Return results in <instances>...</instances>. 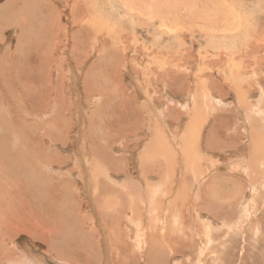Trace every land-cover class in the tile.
<instances>
[{
	"label": "bare ground",
	"instance_id": "obj_1",
	"mask_svg": "<svg viewBox=\"0 0 264 264\" xmlns=\"http://www.w3.org/2000/svg\"><path fill=\"white\" fill-rule=\"evenodd\" d=\"M121 1L118 13L135 20L137 31L144 36L149 33L148 24L154 22L166 30L154 36L169 37L176 31V26L164 27L165 18L159 13L166 10L160 8L159 0L155 1L156 8H147L143 2ZM62 2L70 11V20L63 26L57 7ZM220 4L215 6L222 9ZM98 6L97 0H4L0 4V264H136L140 259L143 264H192L193 260L194 264H209L210 256L219 258L227 242H233L231 247L236 249L233 234L238 229L226 224L227 230L220 233L219 225L214 226L215 216H211L213 207L219 212L227 206H243L244 185L252 181L258 182L255 193L259 188L264 197V88L259 90L253 83L261 96L255 99L256 104L248 100L253 94L249 74H262L259 70L264 65L263 57L249 55L247 46H242L240 37L246 33L242 32L243 19L230 17L226 10V14L217 9L203 11L205 14L198 8L189 11L196 16V22L209 23L215 30L206 38L208 42L199 38L196 58L186 64L187 69H192L185 77L193 83L192 89L188 86L189 94L194 102L202 95L208 103L218 100V105H224L229 96L245 126L243 137L239 128H233L239 137L226 144V154L237 158L236 162L226 158L221 161V156L206 148L209 142H203L205 137L211 140L215 136L217 118L213 120L210 115L214 107L210 104L207 109L206 128L204 117L195 116L202 109L196 102L190 108L194 120L168 109L159 90L167 88V76L180 80L179 70L153 69L161 56L147 43H137L140 36H135L131 45L118 37L119 32H111L108 28L113 24L101 17ZM38 9L44 10V15ZM110 12L114 17V11ZM105 32L115 43H121L123 52L137 55L134 62L141 67L139 72L129 62L124 67L134 93L126 85L121 90L98 85L94 73L105 64L109 51L99 40V34ZM6 34L11 35L9 40ZM59 40L65 55L56 63L59 66L52 78L54 93L49 81L53 73L50 63L54 61L49 55ZM46 48L49 53L42 55ZM213 53L220 59L218 63L209 59ZM226 57L229 65L224 64ZM251 58L257 59L255 67L249 63ZM176 59L167 58L163 63L175 68L180 64ZM244 67L248 71H243ZM204 72L209 76L205 73L202 77ZM14 86L22 87V92L26 90L24 110L15 97H10ZM50 94L55 98L49 99ZM119 95L123 99L119 109L125 107L130 116L134 115L126 125L129 138L121 139V146H113L114 137L107 133L100 141H110L111 146H97L93 141L98 132L97 119H103L101 114L108 112L110 104L118 103ZM252 109L259 117H250ZM75 115L76 124L72 118ZM244 121L249 124L244 125ZM202 129H206L204 136L198 133ZM220 177L227 187H235L230 194L225 193L228 196L222 201L215 199L217 194L211 196L209 190ZM226 215L232 217L229 212Z\"/></svg>",
	"mask_w": 264,
	"mask_h": 264
},
{
	"label": "rangeland",
	"instance_id": "obj_2",
	"mask_svg": "<svg viewBox=\"0 0 264 264\" xmlns=\"http://www.w3.org/2000/svg\"><path fill=\"white\" fill-rule=\"evenodd\" d=\"M2 1L4 2V0H0V4L3 3ZM133 1H135V2L137 1L138 3L140 2L139 3L140 5L143 2V3H145L146 6H148L147 8H150L151 5L152 6L154 5L153 7L156 8V5H158L155 2L157 0H147V1L146 0L145 1H143V0H133ZM152 1H154L155 4H153ZM219 1L218 0H159V1H157V3H159L160 8H162L163 10H166V11H162V12L159 13V14H163L162 17L165 18L164 27L165 26H171V25L174 26V27L176 26L175 27L176 31L170 33L169 37L168 36H159V35L154 36L155 32L159 33L160 31H166L165 29L162 30L159 27L160 23H156L155 24V22H154V23L148 24L147 32H149V33L145 32V36L147 37L146 38L144 36V33L142 34L140 31H137L136 28L139 27V26L136 24L135 20L130 19L126 15H122V13H120V14L118 13L119 9H120L118 7L121 6V3H122L121 0H97L98 5H99L98 9H101V11H100L101 17L104 18V19L107 18L106 20L109 21L111 24H113V26L111 28L107 27L108 29H110L111 32H113V31L114 32H119L121 35L118 33L117 34V35H119L118 37L121 36L122 39L126 40L127 43H130L131 45H133L132 40L134 39V37L135 36H140L139 38H141V40H137V43H139V42L140 43H142V42L147 43V47H150L151 49L155 50L157 52V54L159 56H161L159 62L157 61L158 65L160 63L159 67H158V65L152 66V64L150 63V66H152L153 69H158V68L159 69H161V68L166 69L168 67L169 68L171 67L169 69L171 71L179 70L178 73H180V76H181L180 80H172L171 77L167 76V78H166L168 80L167 88L165 87L163 89L162 87H160L161 90H159V88H158V90L160 91V93H159L160 98L167 104L168 109L176 110L174 113L183 114L182 116H184V118H186V119L189 118V116L192 119L193 117H191V116H193V114H191V112H192L191 109L194 107L193 104L196 102L195 104H199L197 106H199L202 109L201 110L200 109L197 110V115H195V116L198 117V118L199 117L201 118V116L204 117L203 125L206 128L207 127V123H206L207 119L206 118H207L208 112H209V110H207V109H209L211 105L214 107V108L211 109L213 111L211 112L210 115H212V118H214L213 120H215L217 118V124L218 125H216L217 128L215 127V131H216L215 132V136L214 135L211 136L210 137L211 140H208V139L206 140V137H205L203 142H204V144H205L206 141L209 142V143H207L209 146L205 144L206 148L209 149V152L211 154H216L218 156H221L222 157V159H220L221 161L223 160V158H226L227 160H231L233 162H236L237 158H234V157L233 158L232 157L229 158L228 154H226V152L228 150L225 149V148H226L227 142L229 143V142H232V141H236L237 137H239L238 134H235V132H233V128H237V129L239 128L240 131L238 130V132L243 137L244 136V133H243L244 131L243 130L245 129V128L243 129V127H245V126H243L242 120H240L239 115H238L239 113H237V111L235 110L236 107H235L234 103L231 101V98L229 96L226 97L227 99L224 101L225 104L223 105V103H221V105H218V100H215L214 103L211 102V101H210L211 103H208L209 100H207V102H206L205 97L202 96V95L197 97L198 99L196 98V101L194 102L192 96H190V94H189L190 90L188 89V86L190 87V89H192L193 83L192 82L189 83V81H191V78L188 81L187 79H185V77H187V73L188 74L192 73L191 72L192 69H189V68L187 69L186 68V64L188 65L187 62L192 61V59H193L192 57H194V59L196 58L195 55L198 53V50H199V45H197L198 41L200 40L199 38H201L203 40L202 42H208V41H206V38L208 36L212 35V33L214 34V31H215L214 28H213V25H212V28H211V24H209V23H204L203 24L201 22H196L197 21V20H195L196 16L193 17L194 15H192V13L189 12V11L191 10V8L192 9L198 8L199 10L201 9L200 10V11H202L201 13L205 14L206 12H203V11H208V10H211V9H217L216 11H218V12L222 11V10L224 12L226 10V13H229L228 15H230V17H232L234 15V16H237L238 19H243V20H240V21H242L241 22V23H243L242 27L244 28L243 29L244 31L242 30V32L245 33V31H246V33H245V35L242 33L243 36L240 37V40H242L241 42L243 43L242 46L243 45L247 46L246 48H248L247 50H249L248 51L249 55H253V54L257 55L256 56L257 58H259V56H262L263 57V59H262L263 61H261V64L262 63L264 64V42L262 40V39H264L262 37V36H264V0H219ZM228 1H229V3H228ZM150 2L152 4H150ZM162 2H164V3H162ZM216 2L219 3V4L221 3L220 6L222 5L221 6L222 9L220 7H218V6H215V4H217ZM107 3L109 5H107ZM209 4H210V6H209ZM203 5L205 7L204 8L203 7L200 8V6H203ZM65 6H66V3H64V2L58 3V5H57L58 11L60 12V15H61V18H62L61 19L62 20V26L64 25V23H65V25H67V22L70 20V16H68V15H70V11ZM170 8H171V10H170ZM229 9L231 10V14L229 12ZM38 11H40V15H44V13H45V11L42 10V9H40V10L38 9ZM102 11L104 13L107 12L108 16H107V13L105 15H103ZM110 11L111 12L114 11V13H113L114 17L109 15ZM157 12H158V10H157ZM226 13L224 12V14H226ZM65 18L67 20H65ZM199 23H201V25ZM113 27H114V29H113ZM155 29H157V30H155ZM208 30H210L211 34H210V32H208ZM150 31H151V33H153L152 34L153 36L149 35ZM203 33L204 34L206 33V34L204 35ZM225 33L228 34L230 32H226L225 31ZM233 33H235V32L233 31L231 33V35L230 34L229 35L232 36ZM105 34L104 33H100L99 34V40L101 41V44L106 46V48L109 51H108V58H107L105 64H102V66H99L100 65L99 64L98 65L99 67L97 68L96 72L94 73L95 77L98 79L97 80L98 85H100V84L104 85V86L106 85V87H110V88L111 87L112 88H116V86H117L118 88H120V90H121V86H125L126 85L128 87V90H130L132 93H134L135 90H134V88H131L130 79H129V76L126 74V69L124 67H126L127 66L126 64L129 62L128 65H131V67L133 66L134 68L137 67L138 68L137 71L139 72L140 71L139 69L141 67L139 65H137V63L134 62V60L137 62V60H136L137 55L135 53H133V52L132 53H129V52L126 53L125 51L123 52V50L121 49V43L120 44L117 43V42L115 43L114 39H112L106 32H105ZM251 35H254L253 36L254 38L256 37L255 40H253L254 39L253 37L251 38ZM10 36H11L10 34H6L5 38L7 40H9L11 38ZM105 38H107L108 41H106L107 39H105ZM244 39L246 41H244ZM180 40H181V43H185V44H181ZM250 40H252V41H250ZM247 41H248V43H247ZM256 42L257 43L260 42V43L257 44ZM55 43H57V46L50 48L52 55H49L50 58L48 57L49 59H53V61H54V62L50 63L51 64V68L53 69L52 70L53 73H52V77H49V81L52 82L51 83V85H52L51 88L54 90V93L56 92V85H54L55 83H53V80H54V78L56 76L57 67L59 66V64L57 66L56 63H60L61 62V57L63 55H65V54H62L63 53V47L61 45H63V44L61 43V41L60 40L59 41H55ZM105 43H106V45H105ZM60 46H61V48H60ZM114 47H115V49H114ZM50 49H48V48H46V50L42 49L41 54L42 55H46L47 52ZM257 50H259V51H257ZM109 52L111 53V55H110ZM250 52H253V53H250ZM212 55L213 56H211L209 59L214 58L213 62L218 63V61H220V59L216 57L217 56L216 54L213 53ZM173 57L177 58L176 59L177 62L179 60V63H180L179 66H175V68H174V66L171 65V63L169 65L166 62L163 63V61H165L167 58H171V60H172ZM215 57H216V59H215ZM128 58H130V59H128ZM226 59H228V61L225 60L224 64L225 65H227V64L229 65V58L226 57ZM255 61H257V59H255V60L252 59V58L249 59V63L251 64V67L252 66L255 67V65H254ZM261 66H262V68H260V70H259L260 73H262L261 75H259V76L255 75L254 72H251L249 74V76H250L249 80L251 81L250 83L252 84V87H253L252 88V93H253L252 96L253 97L250 95L248 100L249 101L251 100L250 102L253 103V104H256L258 102V101L256 102L257 98H259V96H261V94H260L261 92L258 91V89L261 90L260 87L264 88V80H263L264 79V65H261ZM133 67H132V69H133ZM240 67H241V65H240ZM113 68H116V69H113ZM181 68H183V69H181ZM117 69H119V70H117ZM98 70H99V72H97ZM111 70H113V71H111ZM242 70L243 71H248V68L244 67V68H242ZM205 73L206 72L203 73L202 77H205ZM36 74H37V72H36ZM117 74H120V76L117 75ZM162 75L165 77V75L163 73H161V76ZM117 76H119V78ZM206 76H209V74L206 73ZM30 77L31 76H29V78ZM52 78H53V80H52ZM247 80L248 79H246V81ZM253 83L255 84L254 86H256V84H257L258 89L253 86ZM163 84L165 85V80H163ZM163 84H160V86L161 85L163 86ZM242 85L243 86L244 85L247 86V84H242ZM226 87H224V91H226L228 94L231 95V92ZM256 90H257V92H256ZM25 91L26 90H23V92H22V87H20V86H18V87L14 86V88L12 89V96L9 95L10 97H15L16 98V101H18V105H20L23 110L26 109L24 103H25V101H27L26 97H25ZM258 92H260V93H258ZM50 95H51V97H50ZM50 95H48L49 99L55 98L54 94H50ZM66 97H67V95L65 94V98ZM99 97L100 96H98L97 98H99ZM118 97H119L118 103L115 102V103L110 104L111 108H108V112L105 115L103 113L101 114V116H103L102 117L103 119L102 120L101 119H97V131L98 132H95L96 136H95V138L93 140L94 142L98 143L97 146H104V145L108 146L109 145L110 141H108L106 143H104L103 140L100 141L101 136L103 134L110 133L112 135V137H114V140L113 139L111 140L112 142H114V143L111 142L112 144H114L113 146H115V143H119V145L121 143L124 144V142L121 139L129 138L128 136L130 134H129V131H128V127H126V125L129 124V121H133L134 115L132 114V116H130V113H127V109L125 110V107L122 110L119 109V104H120L119 102H122L123 99H122L121 95H119ZM100 98L102 99V97H100ZM120 99H122V100H120ZM108 102H109V100L107 101V103ZM99 104L101 105V103H99ZM113 104H115V105H113ZM53 105L54 104H52L50 106L51 110H52V106ZM125 105L126 104L124 103L122 106H125ZM204 107H206V108H204ZM216 108H217V110L215 111L214 109H216ZM202 111H203V113H202ZM252 111L254 112L253 109L251 110V112H249L250 117H255V118L259 117V116L256 115L255 112L252 113ZM205 112L207 113V115L205 114ZM242 112L245 113L243 110H242ZM220 113H221V115H218ZM251 114H254V116L251 115ZM245 115H246V113H245ZM75 116L72 117V118H74L73 119L74 122H75L74 124H76V121H77L76 120L77 116L76 117ZM125 117L126 118L128 117L127 120H126ZM129 117H130V119H129ZM250 117H248V118H250ZM194 119L195 118H193V120ZM186 121L187 120H185L183 123H185ZM250 123L253 124L252 119H251ZM99 124L102 125L101 128H100ZM246 124H249V123L244 121V125H246ZM120 125H121L122 129L121 128H120L121 130L120 129L119 130L116 129V126H118V128H119ZM123 130L124 131L126 130V131L124 132ZM200 130H201V128H200ZM231 130H232V132H231ZM91 131H96V129L95 130L92 129ZM116 131H118L119 134ZM126 132H128V133L125 134ZM179 133H180V131H179ZM198 133L204 136L206 134V129L204 131L202 129V131H200ZM202 133H205V134H202ZM167 134H170V135L172 134L173 135L174 133L173 132L172 133L168 132ZM185 135L186 134H184V136ZM115 138H117V140H115ZM130 139H131V137H130ZM242 142H243V140H242ZM102 144H104V145H102ZM109 146H111V145H109ZM212 149H214V151H212ZM130 163H131V161H129L128 164H130ZM130 168H132V166ZM252 182H253V184L251 183V185H248L249 187L246 185V183L244 185V187L245 186L246 187L244 189V193H243L244 195H242V200H243L242 202H244L243 206L245 205L246 207H243L242 204L237 206V208L236 207H234V208L231 207L230 208L229 206H227V209L226 208L224 210L221 209L219 212L217 211V207L216 208L213 207V209H212V213L213 214L211 216L212 217L215 216V218L217 220L215 222V225L214 224L213 225L217 226L216 223L219 225V227H220L219 229L221 230L220 233H222V231H226L227 230L226 228H228V227H227L226 224H228L230 226L232 225V226H234V228L237 227L238 229H236L237 230L236 231L237 234H235V231H234L233 236L235 235V238L232 236L234 238L235 242H236V244H235L236 245V247H235L236 249L231 247V245H234L233 242H232L233 244L230 243V242H227V245H226L227 248L224 249L226 254L224 253V250H221L222 249L221 247H220V249L218 248L219 251L217 250V252L220 253V250H221V253L223 252L224 254L222 253L221 256H219V254H218L219 258H217V255H211L210 257H212L213 259L212 258L208 259L209 264H213L215 261L216 262L214 264H230V263L231 264L232 263L233 264H264V211H262V209H264V204H263V198L264 197L262 198L263 192L261 194L259 193V191H260L259 188H258L259 191L257 193H255L256 190H257V183L258 182L257 181H252ZM241 183L243 184L244 181L242 180ZM225 188H227V189H225ZM233 188L235 189L234 186H233ZM233 188L231 189V185H228V187H227L223 183V178L220 177L218 179L217 184H214L213 186H210L209 190H211L210 191L211 192L210 193L211 196H213L214 194L215 195L217 194V196H218V194H219V196L218 197L216 196L215 199H218V200L222 201V200H224L223 198H225L226 195L228 196V194H230V192L234 190ZM253 189H255V191ZM227 192H228V194H225ZM256 195H257V197H256ZM248 196L249 197L251 196V197L249 198ZM234 197H235V195H234ZM245 199L247 200V202H249L248 205H247V202H246ZM228 208H230V209H228ZM214 212H216V213H214ZM226 212L231 213L230 216H232V217L231 218H227ZM248 214H249V218L252 219V220H250V222L248 220L249 218L247 217ZM218 221H219V223H218ZM190 225L191 224L188 223V226H190ZM257 229L260 230L259 233L256 232ZM220 233H218V234L215 233V234L216 235H221ZM236 236H239V237H237L238 239L236 238ZM221 239L224 241L223 238H221ZM231 240H232V238H231ZM229 246H230V248H233V249H230ZM226 249H227V251H226ZM228 249H230V250H228ZM41 250L43 251L44 248H42ZM197 250H199L198 247H197ZM224 255H226L225 256L226 259L224 258ZM220 257H221V260L223 259L222 261H220ZM215 258L218 259V260H215ZM180 259H182V258H180ZM138 261L139 262L136 263V264H140V263L143 264L141 259L138 260ZM211 261H213V262L210 263ZM196 262H198V261L196 260ZM194 263H195V260H193L192 264H194Z\"/></svg>",
	"mask_w": 264,
	"mask_h": 264
}]
</instances>
